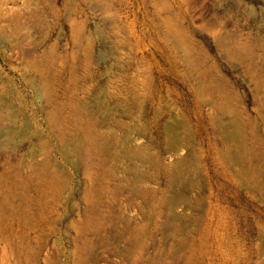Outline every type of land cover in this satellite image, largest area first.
<instances>
[{
	"label": "rangeland",
	"instance_id": "1",
	"mask_svg": "<svg viewBox=\"0 0 264 264\" xmlns=\"http://www.w3.org/2000/svg\"><path fill=\"white\" fill-rule=\"evenodd\" d=\"M0 264H264V0H0Z\"/></svg>",
	"mask_w": 264,
	"mask_h": 264
}]
</instances>
